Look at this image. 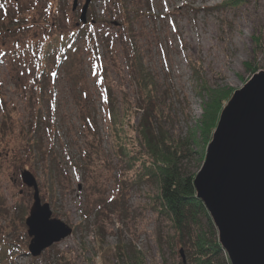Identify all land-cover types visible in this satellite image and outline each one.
<instances>
[{
	"label": "rangeland",
	"instance_id": "rangeland-1",
	"mask_svg": "<svg viewBox=\"0 0 264 264\" xmlns=\"http://www.w3.org/2000/svg\"><path fill=\"white\" fill-rule=\"evenodd\" d=\"M45 1L47 10L37 19L40 11L36 7L43 9ZM56 1L0 0V20L4 22L0 27V118L4 105L11 109L10 125L0 134V237L28 244L20 217L28 215L32 189L21 182L23 169L36 178L41 200L49 204L52 216L69 225L72 232L37 260L9 251L8 264H49L57 252L71 257L73 264H124L117 248L123 245L125 250L140 252L143 264H174L184 257L183 249L177 246L170 252L163 238L170 227L147 205L146 195L156 192L153 179L124 192L127 216L107 202L118 193L117 182L123 178L125 165L113 151L111 136L120 124L113 125L111 135L104 107L105 87H111L118 102L123 92L132 101L135 97L127 65L131 44L120 25L122 12L116 0H88L86 9V25L94 34L104 32L112 38L116 62L102 45L97 44L93 55L82 47L73 65L65 67L62 61L54 77L50 76L47 99H37L38 54L54 28L50 15ZM73 1H60L67 12L58 15L57 21L64 29L78 26L85 0H76L72 10ZM124 1L127 8L139 12L133 16L134 41L145 67L166 95L162 107L170 136L184 139L201 118L202 98L196 93L187 57L201 62V76L208 88L230 93L222 109L234 91L251 78L245 62L264 71V53L255 52L258 42L264 43V0H250L235 9L218 8L228 0ZM29 2L24 25L12 31L14 25L9 22L5 31L10 9H17L19 3L29 6ZM92 16L96 20L91 23ZM15 49L19 58L13 59ZM40 85H45L43 79ZM168 86L170 93L163 91ZM116 108L120 112V107ZM20 125L27 131L19 132ZM24 133L33 134L40 142L43 153L38 149L34 162L26 145L19 142ZM197 157L193 154L183 162L186 170L198 171ZM3 203L6 213L1 210ZM98 211L102 216H96ZM8 230L16 234L5 237Z\"/></svg>",
	"mask_w": 264,
	"mask_h": 264
},
{
	"label": "trees",
	"instance_id": "trees-1",
	"mask_svg": "<svg viewBox=\"0 0 264 264\" xmlns=\"http://www.w3.org/2000/svg\"><path fill=\"white\" fill-rule=\"evenodd\" d=\"M47 1L50 2L51 0ZM60 1L62 0L56 1L57 3L54 4V10L52 8L53 12L50 15L54 28L46 39L45 44L43 42L39 49L38 62L41 63V66L38 67L37 77L39 85L37 88L40 90V94L37 97L38 100L47 99L46 92H48L49 78L51 75L54 77L58 67L62 65V61L63 65L67 64L65 67L70 64L73 65V61L82 47H85L88 53L93 55V49L94 51L97 49V44L102 45L111 56V61L116 62L115 47L110 35L104 32L94 34L88 24L66 27L67 29L60 27L57 17L67 12ZM249 1L228 0L217 7L235 9ZM116 2H118L119 11L122 12L120 25L131 44L130 48H128L127 65L130 79L134 86L135 97L132 101L128 98L127 93L123 92L120 96V102H118V99L112 94L111 87H105L107 94L104 107L111 135L113 125L120 124L115 127V134L111 136L113 137V151L125 165L123 178H119L117 182L118 193L112 199L107 200V202L115 208L119 207L123 211V215L127 216L124 192L127 189L139 187L148 179H153L156 183V192L146 195L148 198L147 205L152 207L156 215L164 219L170 227L163 235L164 242L170 252H175L177 246H181L183 249L184 257L174 264H229L226 253L219 242L218 230L203 202L196 196L193 186L195 172L186 170L183 162L190 160V156L196 154L198 155L196 158L197 168L201 166L205 156V148L212 138L223 102L227 100L230 93L225 91L219 94L216 91L215 93L214 89L208 88L204 78L201 76V70L203 69L201 62L199 60L191 61L187 57L186 62L197 87L196 93L202 98L201 118L195 129H193L194 131L190 130L184 139L170 136L164 126L165 118L162 107L166 105V98H164L166 95L162 94V89L158 87L154 76L145 67L134 41L133 16L134 13L139 12L135 9L130 10V8H127V2L124 0H116ZM29 3V6L27 3H19L17 9L13 7V9L11 8L12 10L10 9L8 24L4 28L5 31L8 29L9 22L14 25L12 31H15L16 27L24 25L32 2ZM42 6L43 9L42 7H36L40 11L37 14V19H39L38 15L40 16V13L47 10L46 1ZM147 9L149 11V8ZM94 20L96 19L92 16L89 21L92 23ZM3 23V19H1L0 27L3 26ZM254 40L257 42L258 38L254 37ZM258 45L255 52L264 53L263 41H259ZM17 51V49L13 50V59L19 58ZM244 64L251 75L259 70V67L254 63L252 66L248 62ZM41 79L44 80V86L40 85ZM163 91L170 93L171 87H165ZM85 98H87V95H85ZM118 106L120 107V112L117 111L116 107ZM10 110L4 105L0 118V134L10 125ZM81 112L83 113L82 110ZM137 115L138 119L135 120ZM39 121L40 119H37L36 123L38 124ZM122 122H128V124H121ZM125 125H127V129H123ZM128 128L130 132H128ZM24 129L27 131L28 128L20 125L19 132L24 131ZM198 136L199 139L197 138ZM19 142L27 146L24 148H27L29 158L31 157L33 162L38 158L36 151L39 149V152H42L39 145L40 142L33 134L29 133L25 136L24 133ZM24 148H21V150L25 151ZM195 148L197 151L194 150ZM4 206L5 203L1 204V210L6 213L7 210ZM21 215V224L25 227L23 213ZM96 216H102V212L98 211ZM99 220L100 223H104L101 218ZM100 227L103 228V226ZM15 234L14 230H8L5 233V237H8V235L14 236ZM23 237L27 238L25 233ZM53 246L55 244L46 250L51 251ZM117 248L120 251L118 257L124 260V264L144 263L140 252L135 251V249H133V252L125 250L124 245ZM9 251L29 255L26 246L16 242L10 243V241L8 242L5 238L0 237V264H8L10 262L11 258L7 255ZM178 252L180 253V251ZM15 254L13 252V255ZM52 257L53 261H50L49 264H73L71 257L66 256L64 253H53ZM37 259L38 257H31V260Z\"/></svg>",
	"mask_w": 264,
	"mask_h": 264
},
{
	"label": "water",
	"instance_id": "water-1",
	"mask_svg": "<svg viewBox=\"0 0 264 264\" xmlns=\"http://www.w3.org/2000/svg\"><path fill=\"white\" fill-rule=\"evenodd\" d=\"M87 5L85 0L80 9L81 24L86 23ZM75 6L76 0L72 10ZM20 179L32 189L24 223L29 237L27 251L37 257L70 235L72 228L52 216L30 171L21 170ZM193 186L218 230L229 264H264L263 70L253 73L234 91L222 109Z\"/></svg>",
	"mask_w": 264,
	"mask_h": 264
},
{
	"label": "snow or ice",
	"instance_id": "snow-or-ice-1",
	"mask_svg": "<svg viewBox=\"0 0 264 264\" xmlns=\"http://www.w3.org/2000/svg\"><path fill=\"white\" fill-rule=\"evenodd\" d=\"M0 7H2V5H0Z\"/></svg>",
	"mask_w": 264,
	"mask_h": 264
}]
</instances>
